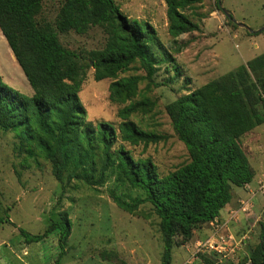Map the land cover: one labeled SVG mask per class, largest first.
Masks as SVG:
<instances>
[{"label":"rangeland","instance_id":"374dc122","mask_svg":"<svg viewBox=\"0 0 264 264\" xmlns=\"http://www.w3.org/2000/svg\"><path fill=\"white\" fill-rule=\"evenodd\" d=\"M62 2L44 0L40 17L54 21ZM115 2L129 19L149 22L155 28L156 37L144 51L150 65L147 68L137 63L119 74L118 78L140 76L137 94L126 102L111 100L110 85L115 78L96 80L93 66L87 68L79 97L88 120L94 124L110 121L116 127L122 121L118 111L132 102L137 104L131 118L155 131L158 138L148 144H131L119 138L118 143L136 158H151L159 172L167 174L190 156L171 124L166 105L240 65H250L264 54V29H248L264 27V0H203L184 9L199 29L177 37L169 33L165 0ZM221 3L238 23L226 15ZM59 37L66 47L76 51L102 49L107 39L99 26L85 34L72 30ZM0 72L10 86L28 95L34 93L1 28ZM261 75L262 70H250L253 83ZM241 143L255 177L244 186H234L226 219L197 229L194 239L183 244L196 246L192 264H249L247 256L263 240L264 122L246 132ZM136 197L144 198L145 192L121 179L114 167L103 182L90 181L85 173L72 169L58 178L52 161L29 156L15 132L0 126V216L10 218V222L0 224V264H161L164 242L154 206L143 201L130 212L116 200L131 202ZM64 215L71 222L64 251L59 232L38 242H27L20 231L23 228L42 234ZM215 233L233 235L235 249L229 245H224L222 252L198 248ZM182 250L181 245L173 247L171 264H184L190 257Z\"/></svg>","mask_w":264,"mask_h":264},{"label":"trees","instance_id":"16d2710c","mask_svg":"<svg viewBox=\"0 0 264 264\" xmlns=\"http://www.w3.org/2000/svg\"><path fill=\"white\" fill-rule=\"evenodd\" d=\"M202 1L165 0L171 36L199 29L184 9ZM43 2L0 0V28L34 89L33 94H25L5 82L0 72V126L15 132L29 156L52 161L60 179L72 169L85 173L90 181L103 182L114 167L121 179L142 189L144 198L116 200L130 212L143 201L154 206L164 242L161 264H171L173 247L189 242L197 229L218 218L232 201L234 186H244L255 177L241 137L264 122V54L166 105L190 158L161 174L151 158H136L118 143L119 138L131 144L158 138L131 118L137 104L118 111L122 121L116 127L110 121L88 120L79 97L90 66L96 80L115 78L110 85L112 101L126 102L135 96L140 76H118L137 63L149 67L144 51L156 37L155 28L129 19L115 0H63L54 21L40 17ZM94 26L107 35L102 49L76 51L60 40V33L85 34ZM250 70H262L256 83L250 80ZM5 222L10 218L0 216V224ZM20 231L27 242L59 232L64 251L71 222L64 215L42 234ZM246 261L264 264L261 243Z\"/></svg>","mask_w":264,"mask_h":264},{"label":"built area","instance_id":"2783aa9c","mask_svg":"<svg viewBox=\"0 0 264 264\" xmlns=\"http://www.w3.org/2000/svg\"><path fill=\"white\" fill-rule=\"evenodd\" d=\"M232 213H236V211L232 210ZM224 245H229L232 250L235 249L237 244L233 235L224 236L216 233L206 239V241L199 243L198 248L211 247L212 249L222 252Z\"/></svg>","mask_w":264,"mask_h":264},{"label":"crops","instance_id":"0c3cea01","mask_svg":"<svg viewBox=\"0 0 264 264\" xmlns=\"http://www.w3.org/2000/svg\"><path fill=\"white\" fill-rule=\"evenodd\" d=\"M232 202V201H231ZM231 202L230 203H228L223 209H222V211H221V214H220V216L218 217V218H216V220L215 221H212V222H210L208 225H210V226H212V225H215L220 219H222L223 220V218H227V209L231 206ZM223 224V223H222ZM221 224V226H223ZM225 227V226H224ZM224 227H223V229H224ZM216 234V233H215ZM192 239H194V238H192ZM199 242V241H198ZM181 247L183 248V250H182V253L183 252H186L187 254H189L190 255V257L189 258H187L186 259V261H185V263L186 264H192V262L190 261L191 260V255L195 252V247L196 246H194V247H191V246H185V245H181ZM184 263V264H185Z\"/></svg>","mask_w":264,"mask_h":264},{"label":"water","instance_id":"95a60500","mask_svg":"<svg viewBox=\"0 0 264 264\" xmlns=\"http://www.w3.org/2000/svg\"><path fill=\"white\" fill-rule=\"evenodd\" d=\"M221 8L224 10V12L226 13L227 16H229L230 18H232L233 21L237 22V21L234 19L233 14H232L228 9H226V8L223 7L222 3H221ZM237 23H238V22H237ZM239 24H241V25H243L244 27L248 28V27H247L245 24H243V23H240V22H239ZM248 29H249L251 32H257V31H261V30H263L264 27L260 28L259 30H252V29H250V28H248ZM261 246H262L263 249H264V236H263V240L261 241ZM249 264H255V263L250 262Z\"/></svg>","mask_w":264,"mask_h":264}]
</instances>
